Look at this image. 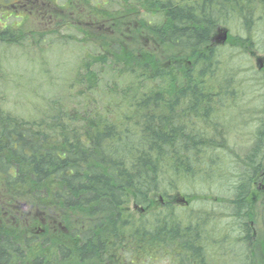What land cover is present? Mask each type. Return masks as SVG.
Returning <instances> with one entry per match:
<instances>
[{
    "label": "trees",
    "instance_id": "obj_1",
    "mask_svg": "<svg viewBox=\"0 0 264 264\" xmlns=\"http://www.w3.org/2000/svg\"><path fill=\"white\" fill-rule=\"evenodd\" d=\"M4 1L15 19L2 42L23 35L16 19L36 21L41 37L62 25L92 42L99 33L81 65L99 99L29 120L7 112L0 88V264H212L216 215L171 195L230 177L210 117L217 87L233 84L213 38L221 25L247 35L254 16L264 27V0ZM263 143L260 125L239 186L264 182ZM238 195L232 216L249 209L242 240L264 264V201L255 236L250 195Z\"/></svg>",
    "mask_w": 264,
    "mask_h": 264
},
{
    "label": "rangeland",
    "instance_id": "obj_2",
    "mask_svg": "<svg viewBox=\"0 0 264 264\" xmlns=\"http://www.w3.org/2000/svg\"><path fill=\"white\" fill-rule=\"evenodd\" d=\"M110 1L113 3L114 0ZM3 2L5 1L0 0V3ZM62 2L63 0H57V5ZM39 9L43 10L42 5ZM22 14L23 12L20 15ZM54 15L57 16V13ZM247 15L248 18L252 16L248 12ZM4 16L0 12L2 32L3 28H7L6 25L15 19L12 16L5 18ZM254 19L255 21L250 23V30L245 31L248 38L237 29L235 31L229 29L227 44L226 42L220 44H226L221 46L220 52H223V57L220 58L222 68L227 67L230 70L229 84L233 86L225 83L227 89H221L222 93L217 87L218 93L216 92L214 96L213 104L214 115L212 114L210 119L215 124V126L212 124V127H215L213 132L216 133L215 147L219 149L221 146L219 150L224 149L222 154L227 158L229 156L234 165L230 177L223 180L218 177L213 180L207 178V181L200 183L185 181L186 185L179 186L173 199L178 206L205 209L207 211L204 212H213L216 215L215 228H219L222 233L218 236L217 242L209 245L211 255L208 259L212 264H252L254 261V257L250 256L249 244L242 240L246 233L240 227L245 218L247 220L245 214L249 209L240 217L232 216L231 203L238 194L242 201H246L250 195L257 228L255 236L261 233L260 204L264 201V191L256 189L255 184L239 186L241 180L248 178L243 163L245 155L252 148L253 138L259 126L264 127V27L259 24V18L254 16ZM16 20L22 22L20 29L25 37L19 34L12 43L0 40V88L7 95L5 102L7 112L21 119L30 120L49 117L61 109L79 110L86 102L95 107L94 102L99 99V95L96 90L88 88L84 72L86 68L82 67V63L88 53L96 51L94 43L98 44L99 33L94 35L92 42L91 38L62 25L57 29L59 34L51 33L41 37L38 32L41 27L36 21ZM157 21V18L152 19L153 23ZM56 23L55 21L52 27H55ZM219 27L230 28L223 25ZM40 32L43 34V31ZM70 37H75L76 43L68 40ZM81 113L87 115L88 112L83 110ZM227 118L230 119V123L233 120L228 127L224 125ZM262 185L264 186V183ZM183 198L189 205H184L180 201ZM205 198L208 199L203 200ZM261 207L263 208V205ZM132 210L134 211L133 207Z\"/></svg>",
    "mask_w": 264,
    "mask_h": 264
},
{
    "label": "water",
    "instance_id": "obj_3",
    "mask_svg": "<svg viewBox=\"0 0 264 264\" xmlns=\"http://www.w3.org/2000/svg\"><path fill=\"white\" fill-rule=\"evenodd\" d=\"M227 39V33L226 32H221L220 37H219V42H225Z\"/></svg>",
    "mask_w": 264,
    "mask_h": 264
},
{
    "label": "bare ground",
    "instance_id": "obj_4",
    "mask_svg": "<svg viewBox=\"0 0 264 264\" xmlns=\"http://www.w3.org/2000/svg\"><path fill=\"white\" fill-rule=\"evenodd\" d=\"M217 16V15H216ZM204 44V43H203ZM204 60V59H203ZM226 90V89H225ZM226 95H228V94H226ZM183 100V99H182ZM181 100V101H182ZM181 105V104H180ZM197 109V108H196ZM192 112V111H191ZM198 113V112H197ZM158 126V125H157ZM156 128V127H155ZM147 137V136H146ZM127 141V140H126ZM131 141V140H130ZM119 142V141H118ZM264 144V143H263ZM120 145V144H119ZM145 146V145H144ZM261 150H263V148L261 149ZM112 151V150H111ZM122 151V150H121ZM134 152V151H133ZM117 155V154H116ZM138 157V156H137ZM135 158V157H134ZM127 160V159H126ZM123 166V165H122ZM197 240V239H196ZM191 243V242H190ZM223 254V253H222ZM229 254V253H228ZM223 257V256H222ZM228 257V256H227ZM237 259H238V257H237ZM221 261V260H220Z\"/></svg>",
    "mask_w": 264,
    "mask_h": 264
},
{
    "label": "flooded vegetation",
    "instance_id": "obj_5",
    "mask_svg": "<svg viewBox=\"0 0 264 264\" xmlns=\"http://www.w3.org/2000/svg\"><path fill=\"white\" fill-rule=\"evenodd\" d=\"M257 187H258V189H261L262 186H257Z\"/></svg>",
    "mask_w": 264,
    "mask_h": 264
}]
</instances>
